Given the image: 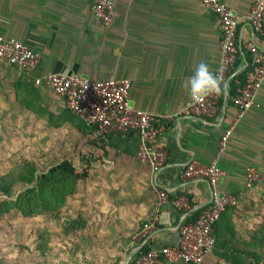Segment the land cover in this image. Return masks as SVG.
Returning <instances> with one entry per match:
<instances>
[{
	"label": "crops",
	"instance_id": "crops-1",
	"mask_svg": "<svg viewBox=\"0 0 264 264\" xmlns=\"http://www.w3.org/2000/svg\"><path fill=\"white\" fill-rule=\"evenodd\" d=\"M96 1L0 0V32L41 57L33 70L0 61V112L6 118L28 117L55 131L60 162L69 159L78 171L88 170L61 214V220L82 217L87 227L64 236L61 220L47 216V256L80 264H126L138 246H176L184 214L194 220L214 194H237L239 199L264 194L261 183L245 188L248 167L264 169V84L260 107L246 113L221 149L222 136L238 114L228 99L229 85L252 66L251 44L264 51V34L251 24L257 0H222L240 20L235 74L213 118L182 115L167 123L160 140L162 168L153 173L138 158L141 139L136 130L98 134L87 119L74 114L78 119L72 120L64 96L35 80L50 73L102 81L130 79L132 108L177 115L194 99L185 84L197 65L203 61L212 72L220 69L221 20L200 0H113V19L106 24L94 13ZM20 100H32L60 116V126L53 127ZM191 161H218L224 171L218 185L213 187L206 178L183 179ZM159 189L167 191L168 201L148 236L135 243L134 236L155 216ZM180 200L190 208H180ZM235 221L240 231L237 216ZM213 251L203 264L213 257L218 264H228Z\"/></svg>",
	"mask_w": 264,
	"mask_h": 264
},
{
	"label": "built area",
	"instance_id": "built-area-1",
	"mask_svg": "<svg viewBox=\"0 0 264 264\" xmlns=\"http://www.w3.org/2000/svg\"><path fill=\"white\" fill-rule=\"evenodd\" d=\"M200 2L221 20L222 61L220 69L213 73L220 79L223 90L207 97L191 100L177 115L155 114L132 108L129 104V94L132 88L130 79L102 81L76 74L50 73L37 78L35 83L45 85L64 96L67 107L74 114L93 124L98 134L108 135L114 132L126 134L136 130L141 139L138 158L149 164L153 173H157L162 168L164 159L160 140L167 128V123L176 119V116L182 115L213 118L220 108L222 94L235 74L239 54L240 20L222 0H200ZM94 13L104 23L109 24L113 19L114 1L97 0ZM250 19L253 27L264 34V0L256 1ZM250 52L252 53V69L248 73L245 85L238 88L237 95L233 98L238 114L222 136V150L225 149L237 123L250 109L260 107L258 95L264 84V51L256 44H251ZM40 60V55L27 45L15 38H7L0 32L1 62L23 70H33L38 67ZM223 174L224 171L218 161L211 164L191 161L185 166L182 178H206L213 187H216ZM258 183L264 184V169L255 166L248 167L245 188H253ZM168 198L166 190H158L154 221L151 220L144 224L143 230L134 236L135 243L144 241L154 228L160 208L168 201ZM238 204L237 194H214L209 207L202 211L196 220H189L188 213L184 214V223L180 227V240L176 246L151 247L146 253L141 252L143 245L138 246L134 264H203L215 247L216 223L227 207ZM177 205L180 208H190L186 200L177 201Z\"/></svg>",
	"mask_w": 264,
	"mask_h": 264
},
{
	"label": "trees",
	"instance_id": "trees-1",
	"mask_svg": "<svg viewBox=\"0 0 264 264\" xmlns=\"http://www.w3.org/2000/svg\"><path fill=\"white\" fill-rule=\"evenodd\" d=\"M251 69L252 66L233 78L228 88V99L230 101L237 95L238 88L245 85ZM246 73V77L243 78L242 76ZM19 102L29 110L37 113L53 127L60 126V116L48 111L44 106H38L32 100H20ZM69 112L73 115V121L78 119L70 109ZM115 133L124 134L121 132ZM87 177L88 170L78 171L69 159H64L62 162L43 171H40L35 161L23 160L20 165L0 176L1 196L9 197L15 193L18 186L22 185L25 187V190L18 194L16 199L10 200L5 198L0 200V218L16 211L23 218L27 219L49 216L60 221L68 199L78 192L79 183ZM242 199L240 198V200ZM202 211L193 219L196 220ZM237 214L238 205L229 206L216 223L214 254L225 260L228 264H263L264 223L255 227L249 234L244 235L238 230L235 221ZM61 226L64 236H75L87 227V221L82 217L76 219L67 218L61 220ZM38 237L41 240L40 244L43 242L42 246L45 249V241L48 237L45 229L39 231ZM150 249L151 246L145 244L141 252L146 253ZM134 262L135 258L129 264H134ZM0 264L21 263L7 261L0 256Z\"/></svg>",
	"mask_w": 264,
	"mask_h": 264
},
{
	"label": "rangeland",
	"instance_id": "rangeland-1",
	"mask_svg": "<svg viewBox=\"0 0 264 264\" xmlns=\"http://www.w3.org/2000/svg\"><path fill=\"white\" fill-rule=\"evenodd\" d=\"M2 115L0 112V176L26 159L35 161L40 171L60 162V137L55 131L28 117L6 118ZM24 190L25 187L20 185L9 197L0 195V200H14ZM46 218L27 219L16 211L0 218V256L21 264H80L74 263L72 259L69 262L47 256L43 242L40 244L38 237L39 231L44 230ZM237 218L240 232L244 235L264 223V194L250 193L244 199H239ZM218 263L215 257L207 261V264Z\"/></svg>",
	"mask_w": 264,
	"mask_h": 264
},
{
	"label": "clouds",
	"instance_id": "clouds-1",
	"mask_svg": "<svg viewBox=\"0 0 264 264\" xmlns=\"http://www.w3.org/2000/svg\"><path fill=\"white\" fill-rule=\"evenodd\" d=\"M185 87L189 95L194 99L207 97L223 90L218 76L203 61L197 65L195 71L188 77ZM224 87L226 88V85Z\"/></svg>",
	"mask_w": 264,
	"mask_h": 264
},
{
	"label": "water",
	"instance_id": "water-1",
	"mask_svg": "<svg viewBox=\"0 0 264 264\" xmlns=\"http://www.w3.org/2000/svg\"><path fill=\"white\" fill-rule=\"evenodd\" d=\"M144 246V245H143ZM142 246V247H143ZM138 251V249L136 250V252ZM135 255H136V253H133V255H131V257H129V259H128V261H127V263L126 264H129L133 259H134V257H135Z\"/></svg>",
	"mask_w": 264,
	"mask_h": 264
}]
</instances>
